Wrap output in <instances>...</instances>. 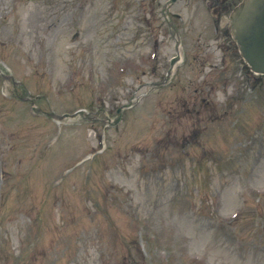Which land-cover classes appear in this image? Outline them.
<instances>
[{
	"label": "rangeland",
	"instance_id": "1",
	"mask_svg": "<svg viewBox=\"0 0 264 264\" xmlns=\"http://www.w3.org/2000/svg\"><path fill=\"white\" fill-rule=\"evenodd\" d=\"M168 1L0 0V264H264V76Z\"/></svg>",
	"mask_w": 264,
	"mask_h": 264
},
{
	"label": "water",
	"instance_id": "2",
	"mask_svg": "<svg viewBox=\"0 0 264 264\" xmlns=\"http://www.w3.org/2000/svg\"><path fill=\"white\" fill-rule=\"evenodd\" d=\"M231 21L243 58L253 72L264 75V0H247L234 11Z\"/></svg>",
	"mask_w": 264,
	"mask_h": 264
},
{
	"label": "flooded vegetation",
	"instance_id": "3",
	"mask_svg": "<svg viewBox=\"0 0 264 264\" xmlns=\"http://www.w3.org/2000/svg\"><path fill=\"white\" fill-rule=\"evenodd\" d=\"M213 1H215L216 7H218V5H222V9H220V11L218 12V14L221 15V14L228 13L231 9H233L237 0H226V2L224 0H213ZM209 6L215 9L212 4H209Z\"/></svg>",
	"mask_w": 264,
	"mask_h": 264
},
{
	"label": "bare ground",
	"instance_id": "4",
	"mask_svg": "<svg viewBox=\"0 0 264 264\" xmlns=\"http://www.w3.org/2000/svg\"><path fill=\"white\" fill-rule=\"evenodd\" d=\"M174 69H175V68L173 67V68H172V70H171V72H173V71H174Z\"/></svg>",
	"mask_w": 264,
	"mask_h": 264
}]
</instances>
